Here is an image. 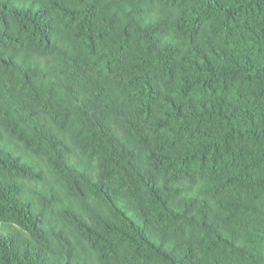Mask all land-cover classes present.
Returning <instances> with one entry per match:
<instances>
[{"label": "trees", "instance_id": "obj_1", "mask_svg": "<svg viewBox=\"0 0 264 264\" xmlns=\"http://www.w3.org/2000/svg\"><path fill=\"white\" fill-rule=\"evenodd\" d=\"M0 264H264V0H0Z\"/></svg>", "mask_w": 264, "mask_h": 264}]
</instances>
